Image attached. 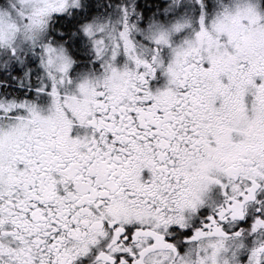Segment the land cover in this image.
Here are the masks:
<instances>
[{"label": "snow or ice", "instance_id": "6c2138e0", "mask_svg": "<svg viewBox=\"0 0 264 264\" xmlns=\"http://www.w3.org/2000/svg\"><path fill=\"white\" fill-rule=\"evenodd\" d=\"M0 264H264V0H0Z\"/></svg>", "mask_w": 264, "mask_h": 264}]
</instances>
